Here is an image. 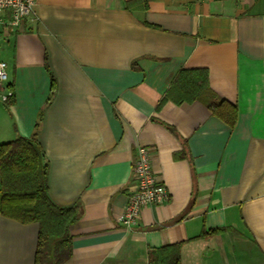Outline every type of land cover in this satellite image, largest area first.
I'll use <instances>...</instances> for the list:
<instances>
[{
	"label": "crops",
	"instance_id": "1",
	"mask_svg": "<svg viewBox=\"0 0 264 264\" xmlns=\"http://www.w3.org/2000/svg\"><path fill=\"white\" fill-rule=\"evenodd\" d=\"M0 61V143L36 134L50 198L78 206L63 264H154L177 243L181 264H264V0H35L0 25ZM188 69L234 126L199 99L159 107ZM138 146L169 197L127 227ZM38 230L0 213V264H35Z\"/></svg>",
	"mask_w": 264,
	"mask_h": 264
},
{
	"label": "trees",
	"instance_id": "2",
	"mask_svg": "<svg viewBox=\"0 0 264 264\" xmlns=\"http://www.w3.org/2000/svg\"><path fill=\"white\" fill-rule=\"evenodd\" d=\"M167 99H199L230 126L237 121L236 106L211 90L205 69L180 71L159 107ZM44 151L36 134L0 143V213L23 223H39L35 264H63L72 255L71 225L78 220L79 211L77 205L62 206L50 198ZM219 231L222 228L209 232ZM149 258L154 264H181L180 245L151 249Z\"/></svg>",
	"mask_w": 264,
	"mask_h": 264
},
{
	"label": "built area",
	"instance_id": "3",
	"mask_svg": "<svg viewBox=\"0 0 264 264\" xmlns=\"http://www.w3.org/2000/svg\"><path fill=\"white\" fill-rule=\"evenodd\" d=\"M34 4L35 0H0V25L6 28L18 27L27 16L33 14ZM6 11L10 15L8 20L2 16ZM7 79V64L0 61V98L4 100L8 98L4 93ZM151 160L150 148L138 146L133 166L135 186L121 216L122 223L127 227L137 223L144 206L164 203L169 197L166 185L153 173Z\"/></svg>",
	"mask_w": 264,
	"mask_h": 264
}]
</instances>
